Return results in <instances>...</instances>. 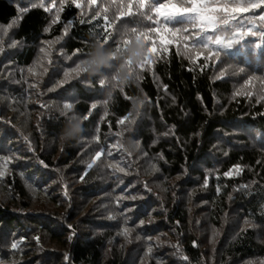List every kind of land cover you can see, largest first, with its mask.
Returning <instances> with one entry per match:
<instances>
[{"label":"trees","instance_id":"1","mask_svg":"<svg viewBox=\"0 0 264 264\" xmlns=\"http://www.w3.org/2000/svg\"><path fill=\"white\" fill-rule=\"evenodd\" d=\"M40 2L0 0V46L5 49L0 53V164L3 157H11L4 165L6 176L0 178L3 264H260L264 259V101L234 99L233 93H257L261 81L254 80L252 86H243L239 77L217 81L214 68L201 71L173 47L156 61L155 77L144 71L138 81L133 79L135 70L130 74L122 61L114 68L109 62L114 74L128 76L123 92L107 83L101 87V67L93 64L79 78L70 73L69 83L49 93L47 88L63 78V69L95 57L98 49L92 43L102 35V17L114 21L116 6L92 19L109 0L91 6L88 0H80V9L69 0L60 22L52 24L55 9L49 13L32 8ZM43 2L47 7L51 0ZM17 5L30 10L21 13ZM13 19L17 24L5 33ZM66 26L68 34L52 46L54 66L61 72L52 83L51 72L30 76L27 68L42 55L39 49L48 47L42 42L55 40ZM13 40L18 41L14 47ZM249 41L245 48L254 49L252 58L259 66L264 45L255 48L259 39ZM76 49L80 52L74 56ZM138 50V45L131 46V51ZM89 51V57L82 55ZM131 51H117L115 45L106 50L135 63ZM232 51L236 56L228 63L240 64L242 54ZM43 64L48 67L46 61ZM145 96L151 102L136 117L134 102ZM65 102L74 105L67 116L62 115ZM92 103L97 108L84 120ZM129 112L137 123L125 131L127 122L116 121ZM73 115L79 118L78 133L62 138L74 124L69 120ZM97 134L99 142L94 139ZM101 148L104 155L89 169ZM114 163L125 167L127 174L107 167ZM235 164L243 171L225 177L223 173ZM133 195L136 200L125 198ZM140 220L144 225H139ZM124 227L132 230L128 239L119 235ZM21 237L19 249L11 250V242Z\"/></svg>","mask_w":264,"mask_h":264},{"label":"snow or ice","instance_id":"2","mask_svg":"<svg viewBox=\"0 0 264 264\" xmlns=\"http://www.w3.org/2000/svg\"><path fill=\"white\" fill-rule=\"evenodd\" d=\"M71 4L77 9L81 8L80 0H70ZM98 0H88L89 6L96 5ZM69 3V0H60L59 7L56 5V0H51L49 6H45L43 0L39 4H32V8L40 7L46 12H53L55 9V16L51 23L55 24L60 22V13L64 10L65 6ZM116 6L115 20H109L108 15H103L104 27L102 35L97 36L93 41L92 45L97 46V53L93 59H80L79 63H76L74 68L63 69V78L56 81L52 87L47 88V92H55L59 88H62L65 84L70 82V73L74 74L73 78H79L81 73H87L88 68L93 64L101 67V71L98 73V83L101 87L105 86L106 83L111 85L113 88H118L123 92L125 83L128 82V76L121 78L118 74L113 73V68L116 64L121 61L125 67L130 70H135V76L133 79H141V73L144 71H151L155 77V64L156 61L163 58L164 54H170L172 48L177 55L186 59L190 64L197 65L200 70L203 71L205 67L210 69L214 68L217 71L216 80H223L225 78L239 77L243 81V86H252L254 80L261 81L260 91L253 93L251 91L237 90L233 93V98L238 96H244L248 99L255 98L258 103L264 101V50L261 51L259 61L253 60L254 49L252 47L245 48V45L250 43L249 38H258L261 43L255 45V48H261L264 45V0H109V4L103 7L99 12L92 17V19L100 18L101 12L107 13L109 8ZM19 12L26 13L29 8H19ZM83 23V21H81ZM17 24V19H13L7 24L4 32L13 29L14 25ZM69 26L71 22H68ZM118 25V26H117ZM49 29L46 28L45 32ZM68 34V28L65 27L63 34L56 37L55 40L43 41L42 43L48 47H41L39 52L42 54L40 57L33 62V65L27 68V72L30 76H49V83H52L53 78L61 72L60 68L54 66L52 59L54 49L52 46L59 43L64 36ZM12 46H16L18 41L13 40ZM136 44L139 46L140 51L143 55L140 56V51H131V46ZM117 51H123L128 53L131 51L132 56H140L139 59L133 63L132 59L127 58L126 55L117 57L116 52H106L107 49L113 48ZM233 49H237L241 55L240 64H230L229 60L235 58L236 53ZM5 49L0 46V53H3ZM79 49L73 52L75 56ZM60 55H63L62 48ZM89 57L90 51L82 53ZM68 59H71L69 57ZM43 61H46L48 67H44ZM109 62L112 63L113 68H109ZM40 68L41 71L37 72L36 69ZM255 68V71L252 69ZM108 73L109 75H105ZM257 73H260L257 76ZM39 83V80L37 81ZM32 87V85H30ZM164 90L168 89V85H163ZM111 93H109V99ZM125 98L132 100V97H128L125 94ZM146 102H151V98L145 96L144 99H138L134 102L135 116H140V109L145 105ZM173 104L176 103L175 97L172 98ZM105 106L104 115L107 116V104L108 101H103ZM42 107H46L42 105ZM74 105L71 102H65L63 104L62 115L67 116L68 113L73 109ZM97 108L96 103L90 105V110L87 115L83 117L87 120L91 115L92 110ZM70 121L74 124L71 128H68L64 132L62 138H70L78 133L77 125L80 126L79 118L76 116H70ZM118 125H125L128 130L132 125L137 123L133 113L129 112L125 116L120 117L117 121ZM109 127L111 122L109 121ZM173 129L175 125L172 126ZM123 133H116L117 136ZM134 135L136 133H133ZM25 141L30 145L31 141L28 137H24ZM94 139L99 142L100 136L95 135ZM155 143V141L153 142ZM136 147L139 148V141L136 143ZM111 148H116V145H112ZM111 148L108 150V154L111 155ZM29 151L35 153L34 148H29ZM63 151V148H61ZM127 153L128 150L124 149ZM130 155V153H128ZM104 155V149L101 148L96 151L92 160L87 167L91 169L93 165L98 162ZM147 156V153H144ZM160 158L163 159V153L159 154ZM3 164H0V178L6 176V165L11 162V157H3ZM43 163V161H41ZM257 163H260L259 161ZM108 168H111L118 173L127 174L125 167L120 166L119 163L109 164ZM154 171H159L158 168L153 166ZM57 171H59L57 169ZM243 168L240 164H235L232 168L223 173L225 177L232 178L240 174ZM86 174V173H85ZM84 177L81 176L82 180ZM122 183V181H121ZM208 179L204 181V186L207 187ZM67 188V185H64ZM246 187V186H245ZM144 188L147 192L151 193L152 189L144 184ZM47 191V189H45ZM219 192V187H217ZM67 196V192L64 193ZM126 199L136 200V196H128ZM232 197L229 196V199ZM118 202V201H117ZM109 219H116L115 216H110ZM128 223L127 219L124 221ZM144 220L139 221V225H144ZM245 223H248L245 221ZM177 224L179 222L177 221ZM69 229H72V225H67ZM131 229L128 227L122 228L119 235L128 239L131 235ZM215 235V231L213 233ZM75 231L73 230V236ZM37 242L40 237H35ZM72 237H69L71 240ZM140 239L139 236L136 237ZM151 238H149L150 240ZM24 240L21 237L20 240H13L10 244L11 250H18L20 243ZM111 243V241H110ZM193 246H197L196 242L193 241ZM179 247V246H177ZM151 253V248L147 250ZM188 260V257H183ZM0 264L3 261L0 260ZM248 264H252L251 261ZM260 264H264V259L260 260Z\"/></svg>","mask_w":264,"mask_h":264},{"label":"clouds","instance_id":"3","mask_svg":"<svg viewBox=\"0 0 264 264\" xmlns=\"http://www.w3.org/2000/svg\"><path fill=\"white\" fill-rule=\"evenodd\" d=\"M132 48H133V49H136V48H137V45H136V44H133V45H132ZM138 51H140V49H139ZM142 55H143V52L140 51V56H142ZM140 56H136V59H139ZM76 127H77V130H79L80 126L77 125Z\"/></svg>","mask_w":264,"mask_h":264}]
</instances>
